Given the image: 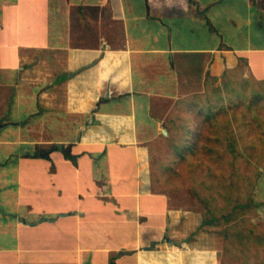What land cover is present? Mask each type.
<instances>
[{
  "label": "crops",
  "instance_id": "obj_1",
  "mask_svg": "<svg viewBox=\"0 0 264 264\" xmlns=\"http://www.w3.org/2000/svg\"><path fill=\"white\" fill-rule=\"evenodd\" d=\"M230 78L264 0H0V264H224L154 163Z\"/></svg>",
  "mask_w": 264,
  "mask_h": 264
},
{
  "label": "trees",
  "instance_id": "obj_2",
  "mask_svg": "<svg viewBox=\"0 0 264 264\" xmlns=\"http://www.w3.org/2000/svg\"><path fill=\"white\" fill-rule=\"evenodd\" d=\"M226 86H230L228 93L233 98L230 95L227 98L224 93L222 94L221 88ZM215 91L218 92V97L211 98L213 100L199 105L198 113L190 120L192 123L190 122L189 126L181 129L179 143L177 145L172 144L173 157H175L172 165L179 160H198V157L195 156L198 154V145L204 144L207 139L214 142L223 140L224 150L228 152L229 157L227 160L223 159L228 162L232 169L225 176L221 175L220 178L216 176L220 181L214 185L215 191L210 188V195L207 197L201 196L197 190L195 193L204 205V223L221 224L225 227H229L230 224V226L238 228L240 224L237 220L255 209L247 197L255 181L253 179L246 184L236 180V162L239 159L248 163L252 160L258 161V154L264 153V81L242 78L224 79L221 87ZM222 128L224 130L223 139L219 140L216 138L217 136L209 135L208 130L215 132ZM206 147L208 152H213L214 154H212L216 155V158L211 156L212 160L221 159L222 154H219L217 148L208 145ZM225 179L228 180L231 191H221ZM241 231L244 230L241 228L238 234L235 233L238 241L244 238L243 234L240 233ZM228 236L231 237L230 234ZM257 238L264 241V236H257ZM238 241L237 243H239Z\"/></svg>",
  "mask_w": 264,
  "mask_h": 264
},
{
  "label": "rangeland",
  "instance_id": "obj_3",
  "mask_svg": "<svg viewBox=\"0 0 264 264\" xmlns=\"http://www.w3.org/2000/svg\"><path fill=\"white\" fill-rule=\"evenodd\" d=\"M219 87H221V84L217 85L215 90ZM229 88L230 86L221 88L222 94L224 93L227 98H229V95L231 97V94L228 93ZM214 95V98L218 97V92L215 91ZM210 99L211 97L208 100ZM206 102L205 98L202 102L200 100L201 104H205ZM208 131L209 135L217 136L216 138H219V140L223 139V128L215 132L211 130L212 133L210 130ZM177 132L179 133L180 131L178 130ZM206 144L217 148L219 154H222L221 157L219 156L221 159H217L218 161L216 159L212 160L211 156L214 153L207 151ZM173 145H160V149L156 151L154 163L155 167L160 162L166 163L167 171H165L164 176L166 177L168 189L172 191L170 194L171 202L175 205L181 204L185 208L198 211L203 223L202 225L207 228H214L217 245H221L220 249L222 247L224 264H264V241L261 238H257V236H264V153L258 154V161L252 160V162L248 163L243 159H239L236 162L237 176H235V179L246 184L253 179L255 181L250 193L248 192L247 194L250 203L255 209L237 220L240 224L238 228L230 226V224L228 225L229 227H225V225L221 224L213 225L203 222L204 205L195 193V190H197L201 196L207 197L210 195V188L215 191L216 188L213 189L214 185H217V181H220L216 176H225L232 169L226 161L229 157L228 152L223 147L224 141L214 142L211 139H207L204 144L198 145V154L195 155L196 158L198 157V160H177L178 162H175L174 165H172L175 158L173 157ZM204 145L206 146L204 147ZM213 156L216 158V155ZM257 172L259 173L256 175ZM222 185L221 191H231L228 180L223 181ZM241 228L244 231L240 233L243 234L244 238L238 241L239 239L235 237V233L238 234ZM246 229L247 231H245ZM229 234L231 237L228 236ZM237 241L242 243L239 244Z\"/></svg>",
  "mask_w": 264,
  "mask_h": 264
},
{
  "label": "water",
  "instance_id": "obj_4",
  "mask_svg": "<svg viewBox=\"0 0 264 264\" xmlns=\"http://www.w3.org/2000/svg\"><path fill=\"white\" fill-rule=\"evenodd\" d=\"M163 132L165 133V130H163Z\"/></svg>",
  "mask_w": 264,
  "mask_h": 264
}]
</instances>
